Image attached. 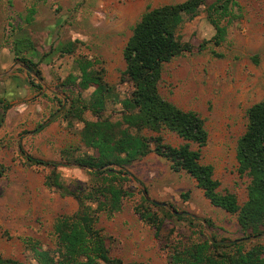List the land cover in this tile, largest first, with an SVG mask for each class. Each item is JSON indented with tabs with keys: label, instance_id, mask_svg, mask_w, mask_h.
<instances>
[{
	"label": "rangeland",
	"instance_id": "1",
	"mask_svg": "<svg viewBox=\"0 0 264 264\" xmlns=\"http://www.w3.org/2000/svg\"><path fill=\"white\" fill-rule=\"evenodd\" d=\"M181 1L0 0V166L6 167L0 179L3 257L19 264H39L33 246L56 247L55 222L80 209L74 195L46 184L52 166L30 165L25 154L55 162L63 183L71 189L97 185L100 180L92 169L76 162L87 151L93 152L82 138L85 122L122 119L121 101L133 91L125 73L127 41L146 11ZM217 1L206 0L178 28V36L191 42L194 50L164 64L159 91L205 119L209 138L201 148V161L213 165L219 191L235 193L242 205L248 198L249 177L238 170L236 148L247 128L248 109L264 99V0H236L230 12L222 14L221 25H227V30L220 45L211 41L216 29L209 18V5ZM11 25L34 40L40 73L28 71L15 58ZM69 41L75 42L74 51L63 52ZM78 59L89 63L90 69H103L111 85V96L100 116L83 108L90 102L93 87L82 90L72 83L71 75L79 72ZM162 134L173 145L183 142L167 129ZM116 169L125 172L119 174L120 181L130 194L121 210L101 211L96 224L112 256L127 263L171 264L168 254L182 242L245 236L238 214L213 205L197 181L185 170L174 171L166 158L150 153L125 169ZM135 207L157 215L162 224L159 238ZM174 209L185 217L179 218ZM262 242L264 234L252 236L247 244Z\"/></svg>",
	"mask_w": 264,
	"mask_h": 264
},
{
	"label": "trees",
	"instance_id": "2",
	"mask_svg": "<svg viewBox=\"0 0 264 264\" xmlns=\"http://www.w3.org/2000/svg\"><path fill=\"white\" fill-rule=\"evenodd\" d=\"M205 1L162 4L146 11L136 23L123 51L125 73L133 84V91L130 97L121 101L122 119L116 122L109 119L86 121L82 130L83 141L93 152L87 151L76 158V162L92 169L89 171L100 180L97 185L71 189L63 183L55 162L25 154L30 165L52 166L46 184L74 195L80 203L77 213L61 215L55 222L56 247L33 246L39 264H145L127 263L112 256L107 238L96 224L101 211L113 214L121 210L124 199L130 194L120 181L119 174L125 172L116 167L125 169L150 153L169 160L174 171L185 170L190 174L213 205L238 214V222L245 234L234 242L212 243L209 239L182 242L169 252L171 264H264V242L247 244L252 236L264 234V99L248 109L247 128L237 143L238 170L249 177L248 198L241 205L235 193L219 191L220 182L214 176L213 165L201 161V148L209 138L205 119L196 111L185 110L164 98L159 91L164 64L183 52L194 50V45L183 41L177 31L186 18L198 13ZM235 3L236 0H218L209 5V18L216 29L211 39L215 45L221 44L227 30V25H221L222 14L230 12ZM11 27L15 32L12 41L15 58L40 73L34 60L39 55L34 40L16 31L13 25ZM206 42L201 43L199 49L204 48ZM74 48L75 42L69 41L62 51L72 53ZM76 65L79 72L76 76L71 75L74 86L82 90L93 87L90 102L82 107L100 116L112 91L104 78V70L90 69L83 59H78ZM166 129L176 133L183 142L173 145L166 141L162 134ZM193 144L198 148H193ZM5 169L0 166V179ZM144 200L152 203L145 197ZM135 210L145 222L155 227V235L159 238L162 224L157 215L150 211L144 213L138 207ZM176 215L185 217V213ZM0 264H19V261L0 254Z\"/></svg>",
	"mask_w": 264,
	"mask_h": 264
},
{
	"label": "water",
	"instance_id": "3",
	"mask_svg": "<svg viewBox=\"0 0 264 264\" xmlns=\"http://www.w3.org/2000/svg\"><path fill=\"white\" fill-rule=\"evenodd\" d=\"M16 64H14V66H15ZM23 65V67H25L28 71H30V72H33L35 75H36V73L33 71V70H31V68L27 65V64H22ZM48 122V121H47ZM47 122H45V123H42L40 126H38L33 132H37V131H39V130H41L46 124H47ZM144 195H145V197L147 198V199H149V196L147 195V192H146V190H144ZM154 203H156V204H162V205H167L166 203H161V202H159V201H157V200H152ZM175 213H181V212H179V211H177V210H173ZM209 240H210V242H212V243H215V242H234V240H217V239H214L213 237H211V236H209V238H208ZM240 239H237V241H239Z\"/></svg>",
	"mask_w": 264,
	"mask_h": 264
}]
</instances>
